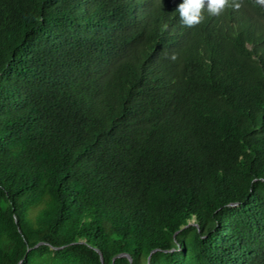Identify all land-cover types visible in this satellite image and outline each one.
<instances>
[{
	"label": "trees",
	"instance_id": "trees-1",
	"mask_svg": "<svg viewBox=\"0 0 264 264\" xmlns=\"http://www.w3.org/2000/svg\"><path fill=\"white\" fill-rule=\"evenodd\" d=\"M0 0V264H264V3Z\"/></svg>",
	"mask_w": 264,
	"mask_h": 264
},
{
	"label": "clouds",
	"instance_id": "clouds-1",
	"mask_svg": "<svg viewBox=\"0 0 264 264\" xmlns=\"http://www.w3.org/2000/svg\"><path fill=\"white\" fill-rule=\"evenodd\" d=\"M264 3V0H261ZM226 0H182L176 8L182 23L186 26L199 24L201 21V10L207 7L211 15H219L224 9Z\"/></svg>",
	"mask_w": 264,
	"mask_h": 264
},
{
	"label": "water",
	"instance_id": "water-1",
	"mask_svg": "<svg viewBox=\"0 0 264 264\" xmlns=\"http://www.w3.org/2000/svg\"><path fill=\"white\" fill-rule=\"evenodd\" d=\"M101 259H102V263L104 264V256L102 253H101Z\"/></svg>",
	"mask_w": 264,
	"mask_h": 264
}]
</instances>
